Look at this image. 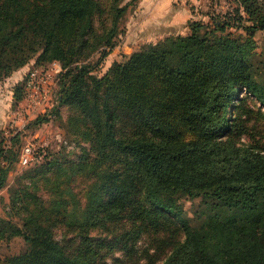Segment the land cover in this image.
I'll list each match as a JSON object with an SVG mask.
<instances>
[{
    "label": "trees",
    "instance_id": "1",
    "mask_svg": "<svg viewBox=\"0 0 264 264\" xmlns=\"http://www.w3.org/2000/svg\"><path fill=\"white\" fill-rule=\"evenodd\" d=\"M137 2L0 0V81L60 61L54 113L74 145L15 177L0 240L29 248L0 264H264V0H234L96 74ZM25 93L22 81L14 104ZM20 138L0 127V190ZM185 199H199L192 215Z\"/></svg>",
    "mask_w": 264,
    "mask_h": 264
},
{
    "label": "rangeland",
    "instance_id": "2",
    "mask_svg": "<svg viewBox=\"0 0 264 264\" xmlns=\"http://www.w3.org/2000/svg\"><path fill=\"white\" fill-rule=\"evenodd\" d=\"M234 0H166V2L160 3L158 11L162 13L164 17H167L169 14H173V12H180V17L182 21H184L186 16L192 12L194 16L189 21L193 19H204L209 20V12L216 11H227L228 9H232V2ZM186 2V6L189 8L188 11L183 10L181 6H183ZM234 3V2H233ZM235 4V3H234ZM137 5V3H136ZM136 5H132L129 7L128 11L124 19L121 22V29L118 32V46L112 50L108 56H106L96 67L94 72L98 75L104 74L106 70L110 67L113 61L123 59L124 55L131 52V49L127 47L126 43H130L127 39V26L126 23L135 15ZM140 13V12H139ZM156 11L152 13L150 11L149 15L145 17V21L149 23L155 15ZM138 15V14H137ZM162 16V17H163ZM178 29H176L175 33H187L188 23L179 22ZM188 25V26H187ZM174 30V29H173ZM243 33L245 31L241 30ZM257 40V51L261 52L264 48V32L258 31L255 35ZM128 41V42H127ZM98 58V54H95L91 57V61L94 63ZM36 58L31 60L29 64L23 66L19 70L15 71L9 77L0 81V127L5 130L7 137L10 138L11 135L20 133V140L17 143V150L26 142L32 140L36 136H39V141L47 140L48 144V152L58 150L63 146V140L68 138L66 137L65 129L62 127V121L59 116H56L54 113V108L57 106H53V101L56 97V88L52 89V102L51 105L46 106L44 109H29L27 105H25V96L24 98L14 104V87L22 82L26 81L28 73L33 69H43L46 67L50 61H44L40 64H36ZM259 92L257 97H255V101L259 106L264 110V76L259 81L258 84ZM58 93V90H57ZM23 103V104H22ZM60 107V114L62 118H65L67 115V110L65 106ZM29 109V110H28ZM47 113L50 115V120L43 122L39 126H35L31 123L38 115ZM61 139V140H60ZM68 142L66 145L68 149L74 148V145ZM65 145V144H64ZM80 151L81 148L77 147L76 151ZM31 166V165H29ZM29 166L20 165L18 160L13 166L12 171L9 174V183L3 189L0 190V215L4 216L7 214L9 210V202H10V194L13 191V185L15 177L18 173L28 168ZM199 199L191 200L185 199L184 205L188 210L190 215L193 214V210L198 206ZM13 220L21 225L22 220L20 215H13ZM29 248V244L24 240L22 236H14L9 240H0V255L6 256L9 254L19 253ZM120 255V254H118Z\"/></svg>",
    "mask_w": 264,
    "mask_h": 264
},
{
    "label": "built area",
    "instance_id": "3",
    "mask_svg": "<svg viewBox=\"0 0 264 264\" xmlns=\"http://www.w3.org/2000/svg\"><path fill=\"white\" fill-rule=\"evenodd\" d=\"M63 71L64 68L58 60L51 61L40 71L39 69L31 70L25 81V105H27L29 109L46 108V106L51 105L52 89L56 88L57 95L53 101V106H58V80L60 79V75ZM37 138H39V136H36L20 147L18 154V162L20 165L29 166L37 161L43 160L47 156L49 142L47 140L40 142ZM62 142L63 145L68 144L67 139Z\"/></svg>",
    "mask_w": 264,
    "mask_h": 264
},
{
    "label": "crops",
    "instance_id": "4",
    "mask_svg": "<svg viewBox=\"0 0 264 264\" xmlns=\"http://www.w3.org/2000/svg\"><path fill=\"white\" fill-rule=\"evenodd\" d=\"M163 2H166V0H138L135 15L131 17V19L126 23L128 28L127 39L130 42L126 44L127 47L131 49V52L139 48L143 43L156 42L166 35L175 33L173 31L178 29V25L180 24L179 22L188 23V19L194 17L192 12H190V14L185 17L186 19L184 21H182L180 17V12H173L172 15L169 14L167 17H164L162 13L158 11L160 3ZM181 7L183 9L181 11L185 12L189 10V8L186 6V2ZM151 10L152 13L154 10L156 11V16H154V18L149 23H147L145 21V17L149 15ZM187 30L189 31V26L187 27ZM117 46L118 42L115 47Z\"/></svg>",
    "mask_w": 264,
    "mask_h": 264
}]
</instances>
